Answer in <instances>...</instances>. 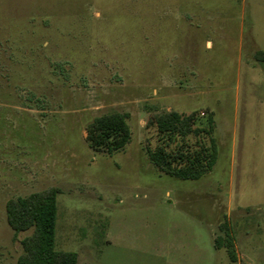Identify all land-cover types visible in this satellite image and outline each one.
<instances>
[{"label": "rangeland", "instance_id": "1", "mask_svg": "<svg viewBox=\"0 0 264 264\" xmlns=\"http://www.w3.org/2000/svg\"><path fill=\"white\" fill-rule=\"evenodd\" d=\"M264 0H0V264L21 241L9 200L51 187L55 248L77 264H264ZM214 113L218 160L198 181L159 173L152 113ZM132 139L89 148L95 118ZM228 223L232 263L216 249Z\"/></svg>", "mask_w": 264, "mask_h": 264}, {"label": "trees", "instance_id": "2", "mask_svg": "<svg viewBox=\"0 0 264 264\" xmlns=\"http://www.w3.org/2000/svg\"><path fill=\"white\" fill-rule=\"evenodd\" d=\"M254 60L264 63V51H257ZM147 130L155 132L156 144L147 146L146 156L161 174L182 181H198L211 173L218 160V141L214 113L193 111L189 114L170 111L152 113ZM132 139L128 115L112 112L95 118L86 127L90 149L113 156L126 149ZM57 187L11 199L6 205L7 222L18 236L32 230L22 239V255L16 264H77L78 255L55 248L57 225ZM221 235L214 241L216 249H225L232 263L238 261L231 228L220 226Z\"/></svg>", "mask_w": 264, "mask_h": 264}]
</instances>
